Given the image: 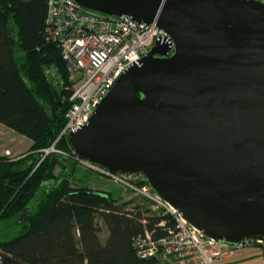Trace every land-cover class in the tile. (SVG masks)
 I'll list each match as a JSON object with an SVG mask.
<instances>
[{
  "label": "water",
  "instance_id": "obj_1",
  "mask_svg": "<svg viewBox=\"0 0 264 264\" xmlns=\"http://www.w3.org/2000/svg\"><path fill=\"white\" fill-rule=\"evenodd\" d=\"M73 1L172 38L122 74L69 134L78 159L145 176L210 239L264 242V2Z\"/></svg>",
  "mask_w": 264,
  "mask_h": 264
},
{
  "label": "trees",
  "instance_id": "obj_2",
  "mask_svg": "<svg viewBox=\"0 0 264 264\" xmlns=\"http://www.w3.org/2000/svg\"><path fill=\"white\" fill-rule=\"evenodd\" d=\"M47 14L48 0H0V123L32 142L20 159L0 156V221L24 224L22 235L0 242V264H164L142 258L137 242L165 237L170 216L153 213L144 197L126 202L73 186V170L86 164L61 135L77 82L60 46L47 42Z\"/></svg>",
  "mask_w": 264,
  "mask_h": 264
},
{
  "label": "built area",
  "instance_id": "obj_3",
  "mask_svg": "<svg viewBox=\"0 0 264 264\" xmlns=\"http://www.w3.org/2000/svg\"><path fill=\"white\" fill-rule=\"evenodd\" d=\"M46 23L47 42L60 46L77 82L61 137H68L86 125L121 75L138 64L157 42H172L171 36L155 24L148 26L131 18L109 16L84 8L73 0H48ZM51 151L56 152L54 148ZM5 154L11 157V152ZM103 172L113 182L129 189L134 198L148 199L153 213L170 216L174 222L172 227H168L166 220L160 224L168 227V234L163 238L155 239L150 233L139 238L137 246L142 258L159 257L164 264H218L235 259L240 247L264 248V242L259 240H246L242 246L234 247L210 239L156 194L145 176Z\"/></svg>",
  "mask_w": 264,
  "mask_h": 264
},
{
  "label": "rangeland",
  "instance_id": "obj_4",
  "mask_svg": "<svg viewBox=\"0 0 264 264\" xmlns=\"http://www.w3.org/2000/svg\"><path fill=\"white\" fill-rule=\"evenodd\" d=\"M53 149V148H52ZM49 151V150H48ZM7 152V151H6ZM5 152V153H6ZM11 152V151H9ZM6 154H4L5 156ZM12 156V153H11ZM11 158V157H10ZM61 169H58V173ZM70 172V170H69ZM68 173V172H66ZM72 183L74 187H89L93 189L105 190L112 192L117 197L121 198L123 201L130 200L133 195L132 192L125 186L113 182V180L108 179L97 172L91 170L86 165H79L76 170L72 173ZM101 227V239L105 243L108 239L109 232L105 228L102 222L99 223ZM24 233V224L22 222H17L16 219H6L0 221V242H10ZM255 249L254 247H240L236 250L237 256H244ZM256 258H244L243 264H257L258 260Z\"/></svg>",
  "mask_w": 264,
  "mask_h": 264
},
{
  "label": "crops",
  "instance_id": "obj_5",
  "mask_svg": "<svg viewBox=\"0 0 264 264\" xmlns=\"http://www.w3.org/2000/svg\"><path fill=\"white\" fill-rule=\"evenodd\" d=\"M31 146L32 142L28 138L17 134L15 131L0 123V156H4L6 151H11V158L20 159L28 153ZM60 174H62V170L58 173L57 169V175ZM133 198L134 197L132 195L130 200ZM254 248L255 249H252L251 252L245 254L244 256H237V259L235 258L233 260L221 261L218 264H243L242 262L244 261V258L249 259L252 257L256 258L255 260H258L257 264H263L264 248L262 246H255Z\"/></svg>",
  "mask_w": 264,
  "mask_h": 264
}]
</instances>
